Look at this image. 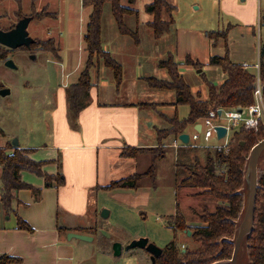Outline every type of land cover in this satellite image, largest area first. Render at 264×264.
Returning a JSON list of instances; mask_svg holds the SVG:
<instances>
[{
	"label": "rangeland",
	"instance_id": "rangeland-1",
	"mask_svg": "<svg viewBox=\"0 0 264 264\" xmlns=\"http://www.w3.org/2000/svg\"><path fill=\"white\" fill-rule=\"evenodd\" d=\"M165 1L175 8L172 13L173 25L168 34L155 39L151 30L142 22L148 17L141 9V3L149 4L150 0H137L134 9L139 10L138 42L134 45L133 39L128 40L131 46H135V50L138 48V51L133 59L121 62L127 86H130V75L136 68L143 77L139 80L146 87L151 88L145 93L146 97L142 102L174 101L173 92L153 89L146 81L150 77L157 80L168 79L166 71L159 68L158 63L170 56L174 62L179 63L183 79L190 86L192 94H198L202 100L204 92L197 93L196 90L198 87L207 90L203 80H207L215 87L224 80L221 70L209 65L211 56L222 57L227 54L232 63L247 65L249 67L247 71L255 77L253 67L257 64L259 53L264 46V27L260 25L259 18L256 19L253 27H246L235 20L234 16L238 10L234 9L233 13L226 12V9H222L221 0ZM237 2L238 5H248L247 2L241 3V0ZM259 13L260 16L264 13V0H260ZM259 13L257 8V14ZM89 14L90 9L83 8L82 0H0V29L9 30L23 16H32L33 20L27 31L37 44L31 48V51L15 50L7 53L6 58L0 60V89L9 90L8 95L0 96V128L4 133V136L0 135L1 148H8L14 140L21 147L28 146L38 150L45 144L52 143L53 112L56 109L57 92L60 86L75 83L86 64L83 35ZM134 17L124 19L126 28L132 32L136 31L130 21L131 19L135 22ZM162 19L168 21L169 17L163 14ZM101 25V39L104 45L112 40V31L116 30L109 4L104 5ZM218 31L227 33V43L224 45L219 39L217 44L212 46V41L206 37V34ZM58 45L60 50L59 54H56L55 48ZM31 55L35 60H32ZM58 55L62 58L61 64L56 61L59 59ZM186 57H190L199 65L196 67L185 65L183 62ZM7 59L13 61L16 70L5 67L4 62ZM198 70H202L201 75L196 74ZM158 108L156 106L155 110ZM175 113L179 119H184L188 114V108L175 107ZM151 115L153 117L151 116L147 121L146 127L157 139L156 119L162 127L164 124L158 115L153 112ZM262 121L264 123V116ZM188 133L192 134L190 129ZM156 139H151L152 146L157 145ZM172 140L167 138L163 143L165 158L156 163L155 182L151 183L149 179H145L140 182L137 189H116L92 194L94 197L92 205L97 212L93 226L97 228V235L94 241L86 244L88 245L86 249L76 252V264H152L151 255L145 249L126 250L131 242L139 239H147L149 244L161 250L170 242L182 251L183 248L188 250L196 248L190 239V229L200 225L199 216L203 208L212 211L216 203L206 196H192L200 191L175 188L176 151L170 146ZM223 142H218L212 137L206 144L199 140L196 145L214 149V146ZM190 145L194 146V143ZM9 152L10 150H7V153ZM149 157L138 159L136 173L147 170L150 164ZM200 161L204 163L202 157ZM262 168H264V153L257 165V176ZM242 193L245 208L246 184ZM196 202L206 203L209 206L203 204L200 207ZM177 205L186 217V225L190 228L189 235L188 232H174L168 225ZM197 206L200 208L197 209ZM192 209H195L194 212ZM104 210L108 212L106 218L101 217ZM116 243L121 246L119 257H115L112 251ZM237 264H248L246 239L241 243Z\"/></svg>",
	"mask_w": 264,
	"mask_h": 264
},
{
	"label": "trees",
	"instance_id": "trees-1",
	"mask_svg": "<svg viewBox=\"0 0 264 264\" xmlns=\"http://www.w3.org/2000/svg\"><path fill=\"white\" fill-rule=\"evenodd\" d=\"M136 1L82 0L83 8L90 9L83 35L84 51L87 56L86 64L77 81L64 89L67 120L72 129L77 128L78 115L89 102V91L92 87L90 71L103 65L111 70L117 84L122 79L121 65L102 48L101 20L104 5H110L119 33L132 38L137 43V32L128 30L124 22L125 17L137 15L134 9ZM144 9L150 17L146 25L153 37L159 39L168 34L173 25L172 13L175 8L165 0H151ZM163 14L168 15V21H163ZM24 17L32 16L22 18ZM259 20L260 25L264 27V13ZM226 36L227 33L224 31L206 34L213 46L219 39L226 45ZM35 44L31 45L30 49L25 47L20 49L31 51ZM59 50L60 45L55 48L56 54H59ZM9 52L12 51L0 46V60L5 59ZM183 63L192 67L199 65L190 57H186ZM258 63L259 83L264 101V46L259 53ZM209 65L219 68L224 75V80L218 87L203 80L207 89V98L202 100L198 94H192L190 86L178 71L179 63L174 62L171 56L159 61L158 67L166 71L168 79L157 80L150 77L146 81L153 89L173 92V106H186L188 114L184 119H179L176 113L170 117L158 114L164 126L157 130L156 147L150 149L125 147L121 152L122 157L128 158L137 157L142 153L149 154L151 161L147 170L112 182L109 186L103 187V191L137 189L140 182L145 179H149L151 183L155 182L156 163L165 158L163 143L167 138H172L173 142H176L181 134L190 135L188 130L190 129L193 133L194 126L201 123L210 111L244 110L254 103L256 78L253 74H250L243 66L232 63L227 54L222 57L211 56ZM138 107L155 111L156 106L154 103H146L139 104ZM0 135L4 136L1 128ZM262 140H264V123L259 125L257 131L252 129L234 131L228 139L226 149L217 150L198 145L179 144L175 150V188L200 191L192 196H206L216 205L212 211L204 207L199 216L200 225L191 229L186 225V217L177 205L168 225L174 232L187 233L190 229V239L196 248L193 250L183 248L184 251H182L170 242L162 249L161 255L155 259L153 264H227L226 262L232 257L233 240L243 209L242 189L246 161L251 148ZM7 150L12 153H7ZM31 152H33L32 149L15 148L11 143L8 148L0 147V203L6 215L11 213L13 193L20 190H31L35 198L39 196V190L21 181V172H28L43 178L45 187H51L53 181L56 187L64 184L60 171L55 176H48L42 169L47 163L30 159L28 155ZM200 157L204 159V163L200 161ZM192 210L194 212L195 209ZM16 228L28 233L32 232L31 227L20 218H17ZM93 230L95 231V228L91 232ZM246 244L248 264H264V168L257 176L254 224ZM0 264H21V259L3 255L0 256Z\"/></svg>",
	"mask_w": 264,
	"mask_h": 264
},
{
	"label": "crops",
	"instance_id": "crops-1",
	"mask_svg": "<svg viewBox=\"0 0 264 264\" xmlns=\"http://www.w3.org/2000/svg\"><path fill=\"white\" fill-rule=\"evenodd\" d=\"M237 1L221 0L220 3L222 9H226L228 13H233L234 9L238 10L234 16L237 22L246 27H253L256 19L260 17V0H241V3L247 2L248 5H238ZM141 4V9L145 13L144 8L147 4ZM135 10L137 12L135 22L131 19L130 21L137 32L140 25L139 10ZM145 15L148 18L142 22L147 27L150 17L146 13ZM115 31H112V40L102 44V48L122 68L121 62L133 59L138 48L135 50V46L129 44L128 39L132 38L121 35L117 25ZM61 59L59 56L56 61L61 64ZM178 71L182 75L179 67ZM90 77L92 87L89 91V102L78 115L76 129H72L67 120L64 89L68 85L60 86L56 109L53 112L52 143L45 144L39 150L28 146L21 147L18 144L19 148L33 150L28 155L30 159L47 163L42 169L48 176H55L60 171L64 184L56 187L53 181L51 187H45L43 178L21 172V181L39 190V196L35 198L31 190L13 193L11 213L8 215L4 213L0 203V256L19 258L21 264H76V252L86 249L89 242L68 239L67 235L69 233L86 235L94 241L97 228L93 226V221L97 212L92 205L94 199L92 194L103 192V187L135 174L138 159L149 157L146 153L137 157H122L121 152L125 147L143 149L156 147V144L152 146L151 141L152 138L156 139L155 135L148 132L146 127L152 112L156 115L174 114V101L152 102L159 107L155 111L138 107L139 104L149 103L142 101L145 100V93L151 88L139 80L143 77L136 68L130 75V86H127L124 69L119 84L114 81L111 70L103 65L92 69ZM196 91L204 92L203 99L207 98V90L198 87ZM155 124L156 131L163 128L161 123H157V119ZM173 144L172 140L170 146ZM197 204L200 207L203 204L209 206L206 203ZM211 204L214 205L212 202ZM198 206L197 209L200 208ZM17 218L25 221L32 232L18 230ZM93 228L95 231L91 232Z\"/></svg>",
	"mask_w": 264,
	"mask_h": 264
},
{
	"label": "water",
	"instance_id": "water-1",
	"mask_svg": "<svg viewBox=\"0 0 264 264\" xmlns=\"http://www.w3.org/2000/svg\"><path fill=\"white\" fill-rule=\"evenodd\" d=\"M32 21V17H24L20 19L15 26L10 30H1L0 29V46L15 51L22 47L30 49L31 45L35 43V40L31 38L28 34V26ZM32 56V55H31ZM32 60H35V57H31ZM6 68L11 70H16L17 67L13 63L11 59H7L4 62ZM200 70L197 71L199 73ZM9 94V90L2 88L0 89V96H6ZM239 112L243 113L242 110ZM220 114V111L218 112ZM199 126V125H197ZM196 131H199V127L195 128ZM216 136L217 139L224 138L226 135V129L223 127H216ZM178 140L183 145H188L189 143V135L184 133L178 137ZM12 146L15 148H19L18 142L14 140L12 142ZM264 153V140L258 142L255 146H253L249 152L245 171H244V185L246 184L247 190V199L246 205L244 208L243 202V209L241 212L240 220L236 227L235 237L233 240V253L231 259L226 262L227 264H237V257L239 253V249L241 243L250 235L253 230L254 224V208H255V200H256V190H257V165L259 162L260 157ZM108 216L107 211H102L101 217L106 218ZM190 233L188 232V235ZM68 239H77L84 242H91L92 238L86 235L81 234H73L69 233L67 235ZM134 248L145 249L151 255L152 264L154 263L155 259L161 255L162 250L154 246L153 244H149L147 239H139L137 241L131 242L126 250H131ZM113 255L115 257H119L121 255V246L120 244L116 243L113 246Z\"/></svg>",
	"mask_w": 264,
	"mask_h": 264
},
{
	"label": "built area",
	"instance_id": "built-area-1",
	"mask_svg": "<svg viewBox=\"0 0 264 264\" xmlns=\"http://www.w3.org/2000/svg\"><path fill=\"white\" fill-rule=\"evenodd\" d=\"M243 68L247 70L249 69V67L245 64H243ZM253 68L255 69V78L257 76L255 90L253 93L254 103L248 106L246 109L242 110L243 113L239 112L240 110L210 111L208 113V116L201 123L197 124L199 126H194V129L199 127V131L194 130V132L189 135L188 145H190L191 143H194V145H196V142L199 140H202L203 143L206 144L209 139L214 137L218 142L224 141L223 143L214 146V149H226L228 139L231 136L229 134L230 132L233 133L234 131L240 129H252L254 131H257L259 129V125L263 123L262 117L264 116V101L262 97L261 86L259 83L258 61ZM219 111L220 114H218ZM216 127H223L226 129V135L224 138L217 139L215 131ZM179 144H181L179 140L174 142V144L172 145L174 150L178 148ZM205 148L211 147L205 146Z\"/></svg>",
	"mask_w": 264,
	"mask_h": 264
}]
</instances>
